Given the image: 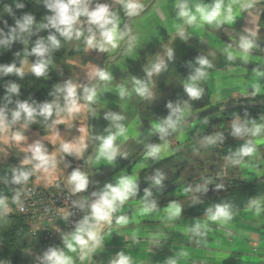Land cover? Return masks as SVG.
Wrapping results in <instances>:
<instances>
[{
  "label": "crops",
  "instance_id": "1",
  "mask_svg": "<svg viewBox=\"0 0 264 264\" xmlns=\"http://www.w3.org/2000/svg\"><path fill=\"white\" fill-rule=\"evenodd\" d=\"M149 1L141 0L144 5ZM205 2H211V0H205ZM227 2L233 3L234 10H236L238 4L244 0H226ZM97 3L108 4L112 10L117 11L121 18L120 28L125 30L123 22L126 16L116 0H92L91 7L94 8ZM174 3L175 0H154L145 12L133 18L129 22L134 34L133 41L125 46L115 62L107 65L106 70L112 74L113 79L106 83L102 81L98 88L101 91H98V99L94 104L96 109L94 133L96 137L108 135L107 130L110 129L112 122L106 118V115L118 114L125 117L120 123L128 128V139L121 138L117 141L119 152L122 155H118L111 165H106L102 160L97 162L98 141L93 158L95 172L93 193L102 190L107 183H115L121 175H133L137 178V182H146L148 171L170 160L173 156H192L200 163L204 161L203 157L209 156L211 162L214 161L215 164L219 162L221 157L229 163V157L222 155L214 147V144L209 145L202 142L207 136L219 134L220 138L215 143L217 145L232 140H248V137L245 136L233 137L231 130H225L221 122H215L217 125L220 123V132L208 133L207 130L213 129L215 125L210 126L209 119L190 121V117L198 110L194 109L190 102H187L190 115L186 117L182 125L165 140L154 142L159 133L153 129L152 125L164 119L157 112V108L166 100L172 89L183 87L188 77L194 74L196 67H198L196 62L192 61L193 64L188 65L185 71L178 74L174 62L163 84L159 86L157 82L159 75L154 74L149 78L145 69L150 66V62L155 61L157 56L166 60L167 48H172L173 55L182 59L186 54L192 60L195 56L201 57L191 53V51H196L212 62L213 67L208 69V77L199 82V86L207 90L209 94V106L252 98L251 92L257 84L261 86V92L256 96L264 97V75L259 74L264 73L263 47L258 46L252 50L250 61L247 64L239 59L232 62L226 59L223 61L224 66L218 67L219 55L226 57L223 48L227 44H233L238 49L237 42L241 36L247 35V30H256L257 39L264 42V0H255L254 8L241 13L231 26L223 25L217 29L212 25H204L200 28L184 25L187 39H182L177 35V25L180 21L176 20ZM82 27L86 31L87 25L84 24ZM81 41H83V37L79 41L72 40L70 45L67 43V55L75 51L73 42L79 44ZM118 49H109L106 52H101L98 49L86 50L84 62L76 68V76L71 74L68 81L79 85L78 92H81L83 86L93 83L89 76L92 69H102L105 58L116 54ZM22 70L31 71L30 64H26V68ZM133 77L145 82L151 81L149 86L153 93L152 97L143 99L135 93L123 99L119 97L118 89L120 86H125L131 90ZM65 84L61 87L63 88ZM164 85L167 93L165 97L161 96L158 91ZM80 102L85 103L82 99ZM59 103L63 106L64 101H59ZM228 116L234 117L236 120L240 117L239 113L234 110L228 111ZM263 116L256 121H263ZM90 117V108L85 106L74 117H68L66 114L55 117L54 119L65 122L57 126H50L46 132L31 127L22 128L21 123H17L10 129H0V167L23 165L22 161L31 156L30 152L23 149L39 141L55 158L56 167L51 173L35 172L28 183L32 182L44 189L62 187L70 190L67 178L76 169L88 173L90 181L86 162L93 147ZM238 120L241 123L251 121L242 118ZM198 128L199 131L194 132ZM111 130L115 131L114 128ZM14 131H22L26 140L20 144L14 143L11 139ZM81 138L86 145L83 155L77 157L75 153L64 154L60 150L61 143L77 144ZM148 144H167L170 155L159 161H155L151 157L145 158L144 152ZM245 160L247 161L246 166L236 165L235 172L238 175L236 179L249 183L253 181L250 178V172L259 174L260 171L264 170V142L258 144L256 153L252 157H246ZM251 161H253L252 164H250ZM28 165L33 166L32 164ZM189 188L192 189L190 193L193 196L191 198L203 195L201 192H195L197 186L192 185ZM76 194L80 197L81 203L85 205L82 209L84 217L88 213V205L95 197L89 195L88 189ZM144 194L145 192H137L135 197L130 198L114 214L113 222L110 225L101 226L100 234L104 248L99 249L93 258L81 261L79 250L68 252V255L72 256L74 264H109V260L120 251L129 254L133 264H165L168 259L172 258L176 260V264H264V213L256 216L254 211L249 210V205L244 208L232 209L235 215L231 221L225 225L209 221L207 235L198 237L189 229L194 227L197 222L204 223L207 220L208 212L199 216L186 217L183 201L189 200L190 197H184L181 189L177 190L176 193L167 192L159 200L165 199L166 201L158 202L157 209L149 214L142 213ZM172 197L176 199L167 201ZM262 197L264 194L256 199ZM5 198L7 199V207L0 208V219L3 215L15 212L12 198ZM171 203L180 204L182 213L181 216L169 220L167 208ZM68 212V208L61 211L49 227L48 238H45L46 235L41 230L40 223H35L32 226L28 235V248L24 252L21 264H39L41 255L48 247H63V237L67 235L68 226V218L65 220L63 216ZM120 215H127L130 222L127 225L116 224V217ZM153 236H159L161 239L159 244H152L150 238ZM180 253H187V255L181 256Z\"/></svg>",
  "mask_w": 264,
  "mask_h": 264
},
{
  "label": "clouds",
  "instance_id": "2",
  "mask_svg": "<svg viewBox=\"0 0 264 264\" xmlns=\"http://www.w3.org/2000/svg\"><path fill=\"white\" fill-rule=\"evenodd\" d=\"M123 10L126 17H136L145 8L141 0H116ZM92 0H45V6L50 10L51 15L46 17V23L37 24L35 17L32 14H24L22 18L15 20V25L9 27V32L5 35L3 29H0V46L10 47L14 41L23 40L25 36L33 33L34 27L37 29H51L47 35L46 41L40 39L35 46L31 48V55L37 57L35 63L31 66L32 74L37 77H46L48 75V67L52 63V54L55 50L61 47L62 41L68 42L72 40H81L86 50L98 49L101 52H106L109 49L115 50L120 47L121 43L129 35L128 30H121V18L117 11L112 10L108 4L97 3L95 7H91ZM255 0H244L240 2L236 10L233 3H226V0H175L174 8L176 10V20L180 21L177 25V35L182 39H187L184 25L197 28L204 25H212L219 29L223 25H233L237 17L246 11L253 9ZM17 8L24 7L23 4H17ZM11 13V9H8ZM86 24V31L82 25ZM257 31L247 30L246 36H241L238 40V49L233 44H227L223 48L226 54V59L230 62L237 59L247 64L251 58V52L259 45L257 41ZM235 41V38H233ZM27 43V41H24ZM168 59L173 57V49H166ZM196 67L194 74L188 77L183 88L190 100H198L204 94V89L199 86V82L208 77V69L213 67L211 61L206 57H198L196 59ZM166 67V61L163 57L157 56L154 62H150V66L145 69L149 78L154 74L159 75ZM16 74L23 76L22 68L15 63L0 65V75ZM264 75V73H259ZM93 80L91 85L83 86L81 92H78L80 87L71 81L66 82L63 88L57 87V92L63 94L64 104L59 103L60 96L58 95L51 101L43 103H30L28 101L17 100L15 108L9 109V105L13 103L12 96L20 94L19 85L11 83L7 86L6 94L3 97V102L0 103V129H10L17 123H21L22 128H27L30 124L36 123L37 117H43L45 121H50V126L63 124L64 120L53 119V116L60 117L66 114L68 117H74L87 106L90 108L98 99V91L95 87L96 82H109L113 79L112 74L101 68H93L89 73ZM150 83L144 80L132 78V88L129 90L125 86H120L118 95L121 99L135 93L137 96L147 99L152 97L153 93L150 88ZM261 92L259 84L254 86L251 95L255 97ZM81 97L85 103H81ZM170 114L159 122L153 123V129L159 133L160 140H165L171 133L177 129L190 115L188 103L183 105L172 106L168 104ZM106 118L110 119L112 125L108 129V135L98 136L99 141L97 162L104 161L106 165L114 163L119 152L117 141L121 138L128 139V128L120 121L125 117L118 114H108ZM114 128L115 131H112ZM232 134L235 137L241 138L248 136L249 139L241 145L236 151L234 157H230V162L233 165L246 166V157H252L257 150V145L264 142V122L257 123L256 121H246L241 123L239 120L234 121L231 125ZM220 135L207 136L202 141L203 143L212 145L217 142ZM11 139L14 143L20 144L26 140V136L22 131H14ZM86 145L82 138L77 144L63 142L60 144V150L64 154L75 153L77 157L83 155ZM167 144H148L144 152V157H151L155 161L161 160L163 157L170 155L167 150ZM30 152L31 156L22 161L23 165L32 164L31 170L14 169L11 177V183L14 185H25L35 172L42 171L51 173L56 167L55 158L48 153L47 149L39 141L33 143L28 148L23 149ZM35 162V163H34ZM163 176L158 174L153 180L154 186L162 185ZM88 173L79 169L73 170L67 178V184L72 193L85 192L89 187ZM219 187V186H218ZM207 183L198 186L195 192H206ZM186 192H191V188H186ZM138 192L137 178L133 175H121L115 183H107L99 192H94L92 195L95 199L88 205V213L81 220L75 223L74 229L63 237V247H48L40 257L39 264H74L72 256L68 252H76L79 250L81 261L93 258V255L99 249L104 248L103 239L101 237V226L111 224L113 216L117 213L130 198L135 197ZM151 196L149 190H145L142 213L149 214L157 209L155 200H149ZM13 202L19 204L20 192L12 198ZM78 203V202H76ZM79 206L83 209L84 204ZM0 207H7V199L0 196ZM249 210L254 211L256 216L264 213V197L252 199L249 202ZM182 207L178 203H171L167 208L168 219L172 220L181 216ZM71 215L68 212L63 218L66 220ZM235 213L227 203L215 204L208 209L207 220L204 223L197 222L189 231L198 237L207 235L209 230L208 222H216L220 225H225L231 221ZM118 225H127L130 219L127 215H120L115 220ZM152 244H159V236L150 238ZM181 256L187 253H180ZM109 264H133L132 257L124 251L116 253L109 260ZM165 264H176L175 259H168Z\"/></svg>",
  "mask_w": 264,
  "mask_h": 264
},
{
  "label": "trees",
  "instance_id": "3",
  "mask_svg": "<svg viewBox=\"0 0 264 264\" xmlns=\"http://www.w3.org/2000/svg\"><path fill=\"white\" fill-rule=\"evenodd\" d=\"M17 4H23L24 7L17 8ZM11 9L9 13L8 9ZM24 14H32L35 17L36 23H46V17L51 15L50 10L45 6V0H0V29H3L5 35L9 32V27L15 25V20L22 18ZM51 29H42V37L46 41L47 35ZM38 29L34 27L31 35L25 36L23 40L14 41L10 47L0 46V65L15 63L18 67L22 62L25 55V42H34L37 40ZM69 42V41H68ZM63 42L61 47L55 50L52 54V63L48 67V75L46 77H35L31 71H23V76H17L16 74H8L6 76L0 75V103L3 102V97L6 94L7 86L11 83L19 85L20 94L18 96L13 95V103L9 105V109L15 108V102L28 101L30 103H43L55 99L58 95L60 100H63V94L57 92L58 77L56 76L55 64L59 60L63 59L67 54L68 50L66 44ZM198 56L194 59H189V55H185V62H196ZM37 57H33V63H35ZM218 67H222L223 61L226 57L219 55ZM174 66L177 67V73H181L188 68L186 63L175 62ZM198 66V65H197ZM263 96H255L252 98L244 99V101H251ZM184 102H190L192 107L196 110H201L209 107V94L204 89L203 96L198 100H190L184 91L183 87H177L171 90L166 100L157 108V112L166 118L170 114L168 104L171 103L173 107L176 105H182ZM240 118L257 120L264 115V104L261 105H249L239 106ZM55 116H53V119ZM225 120V116L213 119L212 123L221 122ZM28 127L38 129L41 132H46L50 128V121H45L43 117H37L36 123L30 124ZM213 129L207 130L210 133ZM170 136V135H169ZM168 136V137H169ZM166 137V138H168ZM165 138V139H166ZM161 141L159 134L155 137L154 142ZM247 140H232L220 143V145L214 144V147L226 157H234L236 151L244 144ZM31 165H15V166H3L0 167V196L10 197L17 193L20 185H14L11 183V177L14 169H25L31 170ZM34 175V174H33ZM32 175V177H33ZM31 177V178H32ZM207 183V191L205 193L207 197L198 199H185L184 215L186 217H194L203 215L208 212V209L213 207L215 204L227 203L231 209L244 208L249 205L250 200L256 199L264 194V180H254L246 183L239 179H226L212 182L209 175H205L196 179L193 183L195 186H201ZM180 184H178V187ZM219 186V187H218ZM165 185L162 183L158 186V189L151 192L149 200H155L156 203H163L166 200L162 199L165 192ZM172 197L167 201L174 200ZM4 226L0 231V264H21L24 252L28 248V235L30 233L31 225L27 222L21 214L16 212L4 215L3 217Z\"/></svg>",
  "mask_w": 264,
  "mask_h": 264
},
{
  "label": "rangeland",
  "instance_id": "4",
  "mask_svg": "<svg viewBox=\"0 0 264 264\" xmlns=\"http://www.w3.org/2000/svg\"><path fill=\"white\" fill-rule=\"evenodd\" d=\"M40 39H43L42 29H38L37 40H35L34 42H28L27 41V43H25V47H26L25 55H24V58L22 59V63L20 64V68H22V69L26 68V64H30V66H32L34 55L30 54L31 48L34 47L36 42ZM73 43L75 44L74 45L75 46L74 53L66 55L63 59L59 60L55 64V70H56L55 74L58 77V86H60V87L62 85H64L66 83V81H68V79L71 77V74H74V76H76V73H77L76 68H78L80 66V63H83L85 60L86 48H85L83 41H81L79 44L75 43V42H73ZM70 44H72L71 41L68 42V45H70ZM64 61H66V62L64 64H61ZM166 83H165V85H166ZM165 85L162 86V88H160V90H158L159 93L161 94V96H164V97L167 95L165 88H164ZM210 107H213V106H209L205 109H208ZM205 109L198 110L196 113H198L199 111H203ZM232 110L239 113V110L237 108L224 109V110L214 111V112L206 115L205 117L199 118V119L192 121V122H196V121H199L202 119H209L210 124H211L210 126L215 125V127L213 128V130L211 132L218 133L221 131V129L219 128L220 123L218 125H217V123L212 124V121H213V119H217V116H219L218 118H220L221 116L224 115L225 120L221 121V125L223 126V128H225V130L230 129L232 132V128H231L232 123L234 121H237L238 119H240V117H238L236 120L234 117L228 116V111H232ZM263 118H264V116H263ZM251 121H256V120H251ZM260 122H264V120L258 121L257 123H260ZM198 131H199V128L194 130V132H196V133ZM245 137H248V136H245ZM248 139H249V137H248ZM171 159L181 161V163L174 168V172L177 176L175 181H176V183L180 184V186L170 190L169 192L176 193L177 190L181 189L182 193L184 194V197H190V199H198V198H203V197L208 196V195L202 193L203 195L191 198L193 196V194L185 191L186 188H189L190 186H192L194 181L200 177H203L205 175H209L211 177L212 182L216 183V181H219V180L235 179L238 176L235 172L236 165H233L230 162L229 163L226 162L227 160H225L224 158H221V157H220L219 162L217 163L218 165L215 164L214 161L211 162L212 160L209 159V156L203 157L204 161L201 163L197 162L192 156H188V157H186V156H173ZM260 161L262 162V159H260ZM252 163H253V161H251L250 164H252ZM261 168H262V166H261ZM147 176H148V172H147ZM250 178L253 181L254 180H264V170L260 171L259 174H256L255 172H253V173L250 172ZM3 217H4V215L1 216V219H0V231H1L2 227L4 226V224H2V222H4Z\"/></svg>",
  "mask_w": 264,
  "mask_h": 264
},
{
  "label": "water",
  "instance_id": "5",
  "mask_svg": "<svg viewBox=\"0 0 264 264\" xmlns=\"http://www.w3.org/2000/svg\"><path fill=\"white\" fill-rule=\"evenodd\" d=\"M154 0H150L146 5L145 8L143 9V11L139 14L141 15L143 12H145L152 4ZM137 15V16H139ZM136 16V17H137ZM135 17H126V19L123 22V28L125 30L129 31V35L127 36V38L124 40V42L121 44V46L119 47L118 51L116 54L108 56L105 58L103 65H102V69L107 68V65L109 63L115 62L121 55V53L123 52L124 48L126 45H128L129 43H131L134 39V34L129 26V22ZM256 43L264 48V42L260 41L257 39ZM191 53L197 54L202 56V54L197 53L196 51H191ZM166 67L165 69L159 74L157 82L158 85H162L169 69L171 68L172 64L176 61H180L182 63H186L187 65H191L193 63L191 62H185L184 59L177 57L175 55H173V57L171 59L166 58ZM102 84V81H98L95 84V87L98 89L100 87V85ZM81 99L83 100V98L81 97ZM84 101V100H83ZM85 102V101H84ZM264 104V97L262 98H257L251 101H244V100H240V101H232L229 103H224L218 106H213L210 107L208 109H205L203 111H199L198 113H195L194 115H192L190 117V121H195L199 118H203L206 115L214 112V111H219V110H224V109H232V108H238L239 106H249V105H261ZM90 111H91V117H90V132H91V136L93 139V147L91 149V152L89 153L88 157H87V166L89 169V173H90V183H89V188H88V193L90 196H92L93 191H94V186H95V172H94V167H93V158L94 155L96 153L97 150V145H98V140L96 139V135L94 133V122H95V117H96V109L94 107V105L90 106ZM181 163V161L179 160H175V159H170L160 165H158L157 167H155L154 169L148 171V176H147V180L146 182L144 181H138V193H144L145 190H149L150 192L155 191L158 189V186H154L153 185V180L157 177L158 174L163 176V180L162 183H164L165 185V192H169L170 190L174 189L177 187L178 183H176V174L174 172V168L179 165Z\"/></svg>",
  "mask_w": 264,
  "mask_h": 264
},
{
  "label": "built area",
  "instance_id": "6",
  "mask_svg": "<svg viewBox=\"0 0 264 264\" xmlns=\"http://www.w3.org/2000/svg\"><path fill=\"white\" fill-rule=\"evenodd\" d=\"M18 191L20 201L19 204L13 202L15 212L21 214L30 223L31 228L35 223H40L45 238L49 237V227L64 208H68L71 213L68 216L66 234H69L74 229L75 223L83 218V210L79 206L80 197L67 188L44 189L29 182Z\"/></svg>",
  "mask_w": 264,
  "mask_h": 264
}]
</instances>
